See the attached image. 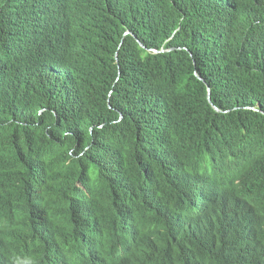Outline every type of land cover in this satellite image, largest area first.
I'll use <instances>...</instances> for the list:
<instances>
[{
    "label": "trees",
    "instance_id": "trees-1",
    "mask_svg": "<svg viewBox=\"0 0 264 264\" xmlns=\"http://www.w3.org/2000/svg\"><path fill=\"white\" fill-rule=\"evenodd\" d=\"M257 189L264 0H0V264H259Z\"/></svg>",
    "mask_w": 264,
    "mask_h": 264
},
{
    "label": "bare ground",
    "instance_id": "bare-ground-1",
    "mask_svg": "<svg viewBox=\"0 0 264 264\" xmlns=\"http://www.w3.org/2000/svg\"><path fill=\"white\" fill-rule=\"evenodd\" d=\"M208 101L210 104L211 101L210 99L208 98ZM212 107L216 110V111H219V109L215 106V105H212ZM206 186V185H204ZM249 197L258 205H260V210L264 209V190H260V189H257V190H254L252 192L249 193ZM259 264H264V259L261 263Z\"/></svg>",
    "mask_w": 264,
    "mask_h": 264
},
{
    "label": "clouds",
    "instance_id": "clouds-1",
    "mask_svg": "<svg viewBox=\"0 0 264 264\" xmlns=\"http://www.w3.org/2000/svg\"><path fill=\"white\" fill-rule=\"evenodd\" d=\"M128 32V33H127ZM126 33L127 34H130V32L129 31H126ZM135 37V36H134ZM136 39H138V38H136L135 37V40ZM137 41V40H136ZM140 41V40H139ZM141 42V41H140ZM142 43V42H141ZM121 45V43L119 44V46ZM139 45V44H138ZM146 50H149V49H146ZM152 49H150L149 51H151ZM156 50V49H155ZM158 51V50H157ZM162 51H166L165 49H163ZM153 52V51H152ZM157 53V52H156ZM117 56V55H116ZM261 223H260V225H261V227H263L264 228V216L261 218ZM23 264H26V262L25 261H23ZM89 264H127L124 260H119V259H117V260H114V261H111V262H107V261H103V260H101V258H100V256H98V257H96V258H94V259H92L91 261H90V263Z\"/></svg>",
    "mask_w": 264,
    "mask_h": 264
},
{
    "label": "water",
    "instance_id": "water-1",
    "mask_svg": "<svg viewBox=\"0 0 264 264\" xmlns=\"http://www.w3.org/2000/svg\"><path fill=\"white\" fill-rule=\"evenodd\" d=\"M128 33V32H127ZM137 40V42H138V44H139V46L141 47V48H144V49H147L138 39H136ZM151 51H153V52H158L157 50H155V49H152ZM116 59H117V56H116ZM196 76H198L197 74H195ZM199 77V76H198Z\"/></svg>",
    "mask_w": 264,
    "mask_h": 264
},
{
    "label": "rangeland",
    "instance_id": "rangeland-1",
    "mask_svg": "<svg viewBox=\"0 0 264 264\" xmlns=\"http://www.w3.org/2000/svg\"><path fill=\"white\" fill-rule=\"evenodd\" d=\"M209 171H210V173H213L214 171H217V170H215V169H208Z\"/></svg>",
    "mask_w": 264,
    "mask_h": 264
}]
</instances>
